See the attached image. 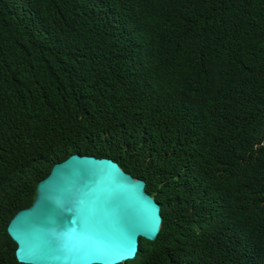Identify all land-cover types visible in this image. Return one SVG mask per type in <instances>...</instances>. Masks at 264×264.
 <instances>
[{"label":"trees","instance_id":"16d2710c","mask_svg":"<svg viewBox=\"0 0 264 264\" xmlns=\"http://www.w3.org/2000/svg\"><path fill=\"white\" fill-rule=\"evenodd\" d=\"M73 156L159 204L123 264H264V0H0V264Z\"/></svg>","mask_w":264,"mask_h":264},{"label":"water","instance_id":"95a60500","mask_svg":"<svg viewBox=\"0 0 264 264\" xmlns=\"http://www.w3.org/2000/svg\"><path fill=\"white\" fill-rule=\"evenodd\" d=\"M160 225L144 182L110 160L73 156L38 185L8 233L23 264H123L135 259L140 238L155 241Z\"/></svg>","mask_w":264,"mask_h":264}]
</instances>
